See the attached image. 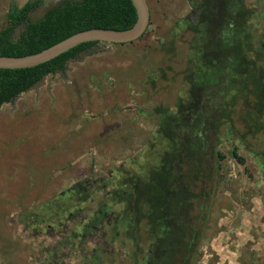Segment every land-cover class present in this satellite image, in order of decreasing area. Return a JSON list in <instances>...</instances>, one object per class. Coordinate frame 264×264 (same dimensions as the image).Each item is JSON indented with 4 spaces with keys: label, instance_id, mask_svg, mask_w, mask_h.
I'll use <instances>...</instances> for the list:
<instances>
[{
    "label": "rangeland",
    "instance_id": "obj_1",
    "mask_svg": "<svg viewBox=\"0 0 264 264\" xmlns=\"http://www.w3.org/2000/svg\"><path fill=\"white\" fill-rule=\"evenodd\" d=\"M12 1L27 0H0V29ZM57 1L43 0L30 18ZM198 1L147 0L151 22L144 36L124 45L99 42L0 107V264L142 262L149 243L144 229L137 245L124 235L106 242L107 224L81 240L73 234L97 214L99 202H114L109 194L126 187L125 177H144L157 163L164 145L160 110L175 112L177 102L189 101L196 62L188 24ZM246 4L256 11L254 32L263 35L264 0ZM226 84L220 78L194 101L210 114L226 96L230 116L219 129L222 157L212 159L210 194L202 199L204 235L195 264H264V106L247 95L234 98L236 91L230 98ZM79 181L89 186L63 193ZM111 207L122 211L124 204ZM35 216L37 223L64 222L41 231L20 223Z\"/></svg>",
    "mask_w": 264,
    "mask_h": 264
},
{
    "label": "trees",
    "instance_id": "obj_2",
    "mask_svg": "<svg viewBox=\"0 0 264 264\" xmlns=\"http://www.w3.org/2000/svg\"><path fill=\"white\" fill-rule=\"evenodd\" d=\"M42 3L43 0H27L18 6L10 2L6 14L8 24L0 29V55L36 53L79 31L91 28L123 30L137 19L132 0H59L40 17L31 19L30 13ZM193 5L197 11L195 21L184 20L193 31L194 54L191 55L196 62L189 72V101L177 102L175 112L160 110L158 132L160 143L164 145L148 174L125 177L126 187L109 194L114 202L100 200L114 208V215L110 214L113 222L107 224L112 229V237L124 235L137 245L142 229L145 230L149 243L142 262L137 260L139 249L135 248L133 255L137 264H195L199 259L206 214L202 199L210 194L207 183L214 174L212 159L215 155L222 157L216 150L221 141L219 129L225 123L228 125L230 116L226 112L228 101L224 94V101L221 100V105L210 115L204 111V105L201 109L198 104L194 106L198 93H205L204 89L215 86L225 77L230 90L227 96L247 95L264 106V34L254 32L255 9L248 6L246 0H199ZM18 26L22 28L15 35ZM98 43H80L35 66L0 68V107ZM233 91L236 92L232 96ZM227 129L231 136V129ZM190 155L192 160H186ZM73 189L63 193H72ZM113 203L124 204L123 210H115L116 205L112 208ZM195 210L199 212L196 214ZM102 211L97 219L92 216L88 220L100 224L107 215L109 217L105 207ZM88 220H83L82 224ZM47 221L37 223L35 216L32 222L24 219L20 223L41 231L42 228L50 229L51 225L60 228L64 222L62 219Z\"/></svg>",
    "mask_w": 264,
    "mask_h": 264
},
{
    "label": "water",
    "instance_id": "obj_3",
    "mask_svg": "<svg viewBox=\"0 0 264 264\" xmlns=\"http://www.w3.org/2000/svg\"><path fill=\"white\" fill-rule=\"evenodd\" d=\"M132 2L136 8L137 19L131 27L123 30L91 28L74 33L36 53L24 56L0 55V68H26L35 66L51 60L83 42L99 41L123 44L137 40L149 26L150 8L147 0H132Z\"/></svg>",
    "mask_w": 264,
    "mask_h": 264
},
{
    "label": "flooded vegetation",
    "instance_id": "obj_4",
    "mask_svg": "<svg viewBox=\"0 0 264 264\" xmlns=\"http://www.w3.org/2000/svg\"><path fill=\"white\" fill-rule=\"evenodd\" d=\"M89 178H91V177H89ZM90 181V180H89ZM88 184V182L87 181H79V182H77L74 186H72V188H75V189H77V190H79V188L81 187V188H83V189H86L88 186H89V184ZM105 184H106V182H105ZM104 184V185H105ZM90 185H92V183H90ZM100 203V202H99ZM110 204H108V203H101L100 204V210H98V212H97V214L96 215H94L93 214V217H94V219L97 217V216H100V214H101V212L103 213V211H102V207H105V210H106V212L109 214V217H108V215L105 217V219H104V221H102L100 224H96V223H93V221L92 220H88L87 222H84L83 223V225H82V229H83V231H81V233H79V232H74V234H73V236H75L76 238H79V240H81L82 238H84L87 234H89L90 232H91V230L93 229V228H96V227H98V226H102V225H105V224H108V225H110V223H112L113 222V220H112V218H110V216H112V215H114V211L110 208V206H109ZM112 213V215H110ZM97 219V218H96ZM51 229H54L53 227H52V225H51V227H50ZM109 228H110V232H111V227L109 226ZM84 231H87V232H84ZM81 238V239H80ZM104 238H105V240H106V242H109V243H114L115 242V240H116V238H114V237H112L111 235H110V233H107L105 236H104ZM46 262H47V260H46Z\"/></svg>",
    "mask_w": 264,
    "mask_h": 264
}]
</instances>
